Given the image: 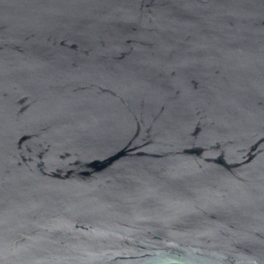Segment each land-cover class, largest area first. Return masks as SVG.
Wrapping results in <instances>:
<instances>
[{
  "label": "water",
  "instance_id": "obj_1",
  "mask_svg": "<svg viewBox=\"0 0 264 264\" xmlns=\"http://www.w3.org/2000/svg\"><path fill=\"white\" fill-rule=\"evenodd\" d=\"M0 264H264V0H0Z\"/></svg>",
  "mask_w": 264,
  "mask_h": 264
}]
</instances>
